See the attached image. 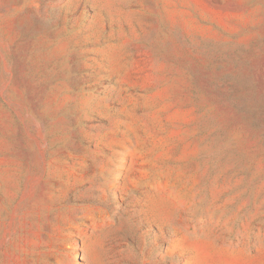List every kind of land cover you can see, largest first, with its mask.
Instances as JSON below:
<instances>
[{
    "label": "rangeland",
    "instance_id": "rangeland-1",
    "mask_svg": "<svg viewBox=\"0 0 264 264\" xmlns=\"http://www.w3.org/2000/svg\"><path fill=\"white\" fill-rule=\"evenodd\" d=\"M0 264H264V0H0Z\"/></svg>",
    "mask_w": 264,
    "mask_h": 264
}]
</instances>
